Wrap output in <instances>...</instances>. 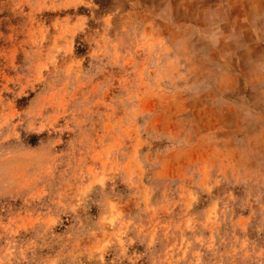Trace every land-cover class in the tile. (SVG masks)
Segmentation results:
<instances>
[{
  "label": "clouds",
  "instance_id": "9594fccd",
  "mask_svg": "<svg viewBox=\"0 0 264 264\" xmlns=\"http://www.w3.org/2000/svg\"><path fill=\"white\" fill-rule=\"evenodd\" d=\"M109 3L102 33H93L88 24L97 21L94 0L0 4V14L33 22L29 39L37 47L29 54L25 78L40 84L27 111L0 116V212L19 202L27 214L29 209L37 214L40 226L39 244L32 239L16 248L11 240L8 255H15L17 264H29L36 249L58 246L42 264L85 254L98 264H264V227L255 229V240L249 238L252 220L264 218V0ZM25 4L29 13H23ZM81 4L90 16L73 13L43 23L45 11ZM86 30L96 46L84 68L74 39ZM110 70L119 71L118 84ZM106 73L94 94L76 97L82 84ZM62 98H67L64 104ZM149 99L158 102L156 108L146 106ZM201 105L219 118L220 126L211 132L202 130L194 111ZM166 111L168 121L158 127ZM61 118L65 123L58 125ZM97 125L102 146L110 147L104 153L106 167L88 170ZM65 133L67 142L60 139ZM196 143L215 146L210 161L169 178L168 158ZM59 145L65 150L57 151ZM229 149L238 161L222 158ZM62 163L68 166L61 175L54 169ZM162 214L167 215L163 222ZM0 228L18 235L2 218ZM70 240L74 247L65 251ZM82 240L95 243L81 248ZM136 245L144 250L135 251ZM109 251L114 254L106 261Z\"/></svg>",
  "mask_w": 264,
  "mask_h": 264
},
{
  "label": "rangeland",
  "instance_id": "374dc122",
  "mask_svg": "<svg viewBox=\"0 0 264 264\" xmlns=\"http://www.w3.org/2000/svg\"><path fill=\"white\" fill-rule=\"evenodd\" d=\"M5 3V0H0V4ZM94 3L99 5V11L97 12V21H89V28L92 29L94 33L95 30L103 32V17L108 14L110 7L109 0H94ZM30 8L25 4L23 5V13H29ZM76 16H90L91 13L86 4L79 5L76 9H68L59 11L56 13H50L45 11L43 13V23L45 25L51 24L53 20L58 16L60 19H63L66 15ZM37 20L41 19V16L36 17ZM75 16L73 17V22ZM32 21L24 15H19L12 17L10 13L4 12L0 14V33H3V37H0V116L7 119L9 116H14L15 112H25L30 108V101H32L36 96V91L33 89H39L40 84L38 83H29L25 78L29 72L28 61L30 60L29 54L37 47L36 44L29 39L30 30L32 27ZM23 28V31L20 29ZM51 32H55V29H50ZM19 33V34H17ZM111 36L112 33L110 32ZM27 41V42H25ZM74 45L76 46L77 59L81 56L85 57L83 67H88V61L90 56L88 53L93 51L95 48L94 42H92V33H89L88 30L84 34H77L74 39ZM51 47L50 41H45L43 48L48 49ZM59 59V58H58ZM62 63V62H61ZM131 71L130 65H125ZM111 74L117 76L115 83H119L120 73L119 71L112 72ZM108 76V73L105 74V77H101L98 80L94 81L93 84H82L80 90L76 92V97L82 99L84 96H90V94L95 93L96 87L99 86L101 81ZM28 85V86H25ZM111 91L109 92V96ZM109 96L105 97V102L108 101ZM55 99V98H54ZM67 98H62L60 100L61 104H64ZM157 101L149 99L146 101V106L149 108H156ZM3 105H7V108H4ZM71 107V105H69ZM188 107V105H185ZM51 111V109H49ZM93 111H96L94 108ZM174 112L175 109H172ZM198 117L201 118V127L204 132H211L220 126L219 118L215 116L211 110L204 108L202 105L194 109ZM99 112L104 113L105 108L103 106L99 107ZM169 113L166 111L158 117L157 126H161L168 121ZM98 117H93L97 119ZM109 117L105 116V122L107 123ZM14 122V120H13ZM58 125H63L65 123L64 119L61 118L58 120ZM171 126V125H170ZM98 137H95V143L91 149L90 155L86 158V167L88 170L94 168L104 169L106 167L104 161V153L107 151L108 146H102L104 140L103 131L101 130L100 125H97ZM47 137V132L43 134ZM56 134L53 133V138ZM61 140L67 142L69 139V134L65 133L60 137ZM35 142V140H34ZM66 145H59L57 151L65 150ZM215 152V146L211 144L196 143L188 149L183 154L173 153L168 158L166 174L169 178H180L183 176L184 171L190 165L197 163L206 164L210 161ZM222 158H227L229 161L236 162L239 160V157L232 153L231 149L222 152ZM73 163L74 162H69ZM68 166L67 163L57 164L54 171H59L60 174H63V169ZM97 179H104L103 176L97 175ZM59 179V176L57 177ZM55 187V185H54ZM47 199V198H45ZM11 203V202H9ZM134 208V201L130 202L125 206V211H129ZM178 210V209H177ZM27 214L19 206V202L9 209L7 205L4 207V211L0 212V218L4 225L9 226L13 231L18 230V235L11 236L5 228H0V258L5 259V264H17V258L15 255L9 256L8 251L10 248L9 241L15 240L14 247L19 248L23 247L24 244L32 239H35L37 244L40 243L38 238V233L40 231V226L36 223L37 214L32 212L31 209L28 210ZM247 215V213L245 214ZM49 219H51L49 217ZM167 219L166 214L161 215V221L163 222ZM257 227H264V218H261L259 215L252 220L251 226L249 228V238L255 240ZM27 229V230H25ZM58 233H62L64 229H56ZM100 234H98L99 236ZM95 241L93 240H82L80 241V247H92ZM264 246V244H261ZM74 247L73 242L70 240L68 245L65 247V251H69ZM135 251L142 252L144 249L140 245H136L134 248ZM59 251L58 246L50 247L41 251L36 249L35 260H30L29 264H42V258L48 254L55 255ZM133 249H129V254ZM113 252L109 251L105 256L106 261H111L113 257ZM32 254L29 253V256ZM61 264H98L96 261H89L87 259V254L73 259L72 256H65L64 260L61 261ZM123 264H128L127 260L123 261ZM138 264H145V261H139ZM237 264H246V262L238 261Z\"/></svg>",
  "mask_w": 264,
  "mask_h": 264
}]
</instances>
